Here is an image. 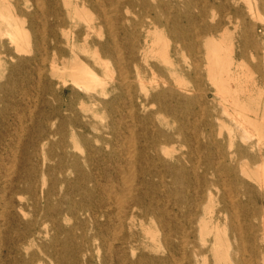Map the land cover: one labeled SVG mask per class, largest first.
Instances as JSON below:
<instances>
[{
    "label": "bare ground",
    "instance_id": "obj_1",
    "mask_svg": "<svg viewBox=\"0 0 264 264\" xmlns=\"http://www.w3.org/2000/svg\"><path fill=\"white\" fill-rule=\"evenodd\" d=\"M0 264H264V0H0Z\"/></svg>",
    "mask_w": 264,
    "mask_h": 264
},
{
    "label": "rangeland",
    "instance_id": "obj_2",
    "mask_svg": "<svg viewBox=\"0 0 264 264\" xmlns=\"http://www.w3.org/2000/svg\"><path fill=\"white\" fill-rule=\"evenodd\" d=\"M41 18V17H40ZM48 18V20L50 21V22H52V21H54V18H53V16L52 15H50V16H48L47 14H46V19ZM44 44H45V51L48 53V54H52V49H53V46H54V39H52L51 37H49V36H47L46 38H45V40H44ZM178 59H183V56L180 54V55H178ZM53 80H56V77H54L53 78ZM2 81V80H1ZM29 89V88H28ZM37 94V91L36 90H29V92H28V94H27V96H28V98H31V99H35L36 97H35V95ZM49 98L51 99V100H54V98L51 96V95H49ZM54 105H56V100H54ZM35 248H36V246H34Z\"/></svg>",
    "mask_w": 264,
    "mask_h": 264
}]
</instances>
